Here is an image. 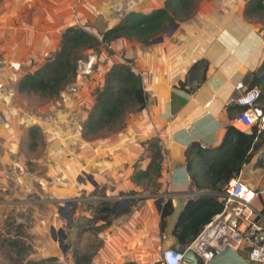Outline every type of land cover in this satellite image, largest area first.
I'll return each mask as SVG.
<instances>
[{"label":"rangeland","instance_id":"1","mask_svg":"<svg viewBox=\"0 0 264 264\" xmlns=\"http://www.w3.org/2000/svg\"><path fill=\"white\" fill-rule=\"evenodd\" d=\"M116 1L117 8L108 4L103 14L94 6L86 8L91 2L98 6L101 0H0V264H13L19 256L23 260L52 256L58 264H73V253L89 256L93 264L106 240L104 232L141 210L144 197L157 188L154 178L131 181L133 165L142 169L148 162L154 138L138 141L139 155L128 156L130 160L127 151L114 149V136L139 111L126 113L121 129L119 123L94 136L84 132L83 124L107 69L127 60L144 82L146 54L157 53L162 42H179L182 27L193 23L194 11L184 21L167 24V30L158 34L160 42L147 45L119 37L95 50H82L74 81L54 96L16 90L18 79L57 49L65 27L77 25L99 37L127 11L146 12L163 2ZM83 173L92 175L96 184ZM101 203H118L119 210H128L108 214L105 222L94 220ZM149 224L139 229L135 225L144 239L153 237ZM58 229L65 235L61 243ZM11 239L18 240L19 255L18 246L6 244ZM158 250L150 244L137 255L156 264Z\"/></svg>","mask_w":264,"mask_h":264},{"label":"crops","instance_id":"2","mask_svg":"<svg viewBox=\"0 0 264 264\" xmlns=\"http://www.w3.org/2000/svg\"><path fill=\"white\" fill-rule=\"evenodd\" d=\"M156 1L161 4L163 0ZM246 1L197 0L193 23L182 27L179 42H162L157 53L146 54L144 82L140 76L146 104L128 118L113 141L114 149L127 151V159L130 160L128 156L139 155L138 141L157 140L162 156L160 175L155 181L157 188L144 197L141 210L136 209L122 225L107 232L104 230L106 240L93 264H149L138 257V250H141V256L150 244L157 248L177 246L171 234L176 216L185 199L196 193L190 191L184 149L192 142L204 144L205 148L214 147L220 141L224 127L227 124L234 126V117L229 118L225 111L235 94L234 85L242 82L264 55V19L246 18L243 15ZM111 3L118 5L116 0H101L98 6L91 2L86 8L88 11L90 6L99 11L103 8L100 12L105 14V6ZM157 7L159 4L153 8ZM179 33L178 30L175 34ZM201 58L206 61L202 81L191 93L177 89V81L183 79L190 64ZM255 153L243 165L238 177L256 191L252 204L264 214V169L254 173L249 170ZM166 199L171 200L172 212L161 225L160 208ZM149 222L153 237L144 239L137 234L135 225L139 229ZM162 235L165 238H161Z\"/></svg>","mask_w":264,"mask_h":264},{"label":"trees","instance_id":"3","mask_svg":"<svg viewBox=\"0 0 264 264\" xmlns=\"http://www.w3.org/2000/svg\"><path fill=\"white\" fill-rule=\"evenodd\" d=\"M197 0H163L162 5L147 12L129 10L110 28L95 34L77 25L65 27L60 33L57 49L35 70L23 74L16 83V90L25 93H38L43 96H54L64 86L74 81L76 63L82 50L107 45L116 38L135 39L147 42L167 30L170 18L173 21L188 19ZM243 15L246 18L262 21L264 19V0H247ZM261 17V19H259ZM264 36V29H263ZM206 61L197 59L185 71L182 80H178L175 87L186 93L192 90L204 78ZM190 86V84H192ZM242 83L246 88H259L260 95L256 102L264 110V55L258 66L248 73ZM146 104V94L143 90L141 77L135 73L127 60L113 63L105 72L103 84L95 90L93 103L86 115L84 132L94 136L103 129L119 124L123 127L124 115L128 112L141 111ZM242 107L229 102L225 111L229 118H233ZM264 145V131L257 132L255 126L248 131H242L231 124L224 127L220 141L211 148L201 149L192 142L184 149L185 170L189 179L190 191L196 192L188 196L180 208L171 234L177 245L184 246L194 239L209 219L221 209V202L217 193L221 192L229 178L237 177L244 164L249 162L252 155ZM151 156L145 167L135 169L131 174V181L137 183L142 178L156 180L160 175L161 152L157 140L150 143ZM206 190L208 192H202ZM118 209V203H101L94 210V220L105 222L108 214L117 215L127 211ZM172 212L170 199L162 202L160 208V224ZM9 247H21L18 240L11 239L6 243ZM241 253L246 257L245 251ZM73 264H90L89 256L72 254ZM21 257L13 264H58L55 257L32 260ZM123 264H135L125 262Z\"/></svg>","mask_w":264,"mask_h":264},{"label":"built area","instance_id":"4","mask_svg":"<svg viewBox=\"0 0 264 264\" xmlns=\"http://www.w3.org/2000/svg\"><path fill=\"white\" fill-rule=\"evenodd\" d=\"M234 90L235 94L229 102L242 107L234 116V127L248 131L251 126H255L257 132L264 131V110L256 102L260 95L259 88H246L239 81L234 85ZM198 146L205 148L201 143ZM255 195L256 191L238 176L229 178L223 190L217 193L221 202L220 211L209 219L188 244L174 248L160 247L156 264H185L182 255L186 250H190L198 263L203 264L225 247L239 253L245 251L246 258L252 264H264V239L256 241L257 234L264 232V214L252 204Z\"/></svg>","mask_w":264,"mask_h":264},{"label":"water","instance_id":"5","mask_svg":"<svg viewBox=\"0 0 264 264\" xmlns=\"http://www.w3.org/2000/svg\"><path fill=\"white\" fill-rule=\"evenodd\" d=\"M115 6L117 8L118 5H115ZM99 13H100V11H99ZM172 22H174V21L172 18H170L168 21V24H170ZM108 28H110V27H108ZM161 39H162V36L158 35L157 37L149 39L146 43L147 44L156 43L158 41H161ZM263 169H264V145L255 153V155L253 156V159L251 161V164L249 166V170L251 173L259 172ZM83 174L86 177V179L92 185L96 184V182L92 178V175L85 174V173H83ZM158 201H160V199ZM158 211H159V209H158ZM71 213H72V209H71ZM68 222L66 224H68ZM50 232L51 233L53 232V227L50 228ZM58 236H59V239H57V242L61 243V241H63V239L65 238V235L63 234L62 229H58ZM52 238L54 239L53 236H52ZM263 239H264V232L258 233L256 236V241L260 242ZM62 249H61V251H62ZM182 259L185 262V264H200V263H198L195 255L190 250H186L183 252ZM203 264H252V263L241 253L233 250L230 247H225L217 255H215L211 259L205 261Z\"/></svg>","mask_w":264,"mask_h":264},{"label":"flooded vegetation","instance_id":"6","mask_svg":"<svg viewBox=\"0 0 264 264\" xmlns=\"http://www.w3.org/2000/svg\"><path fill=\"white\" fill-rule=\"evenodd\" d=\"M19 79H20V78H19ZM19 79H18V80H19ZM57 235H58V233H57Z\"/></svg>","mask_w":264,"mask_h":264}]
</instances>
